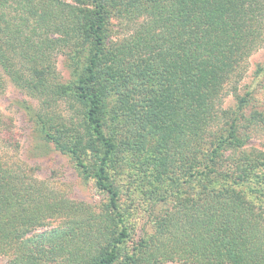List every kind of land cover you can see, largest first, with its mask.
<instances>
[{"label": "trees", "instance_id": "obj_1", "mask_svg": "<svg viewBox=\"0 0 264 264\" xmlns=\"http://www.w3.org/2000/svg\"><path fill=\"white\" fill-rule=\"evenodd\" d=\"M7 1L0 0L2 68L46 104L62 99L81 104L72 105L75 115L63 124L57 119L43 124L46 137L85 169L84 158L95 153L94 178L113 210L120 190L109 167L117 148L131 156L135 168L145 166L149 181L173 187L176 211L157 218L151 237L143 238L130 263L181 258L264 264V208L249 198L252 192L264 196V151L247 149L248 140L240 135L243 119L264 131V106L241 118L247 101L235 87L237 108L221 106L243 58L264 41V0H89L93 10L63 0H11L17 2V15L7 11ZM109 9L132 28L107 46ZM52 27L60 37L47 36ZM71 39L90 47L73 88L58 79L51 59L58 44L67 46ZM25 61L28 74L17 68ZM105 115L119 126L120 137L107 135ZM227 147L244 149L223 170L219 166ZM26 179L23 170L0 158V256L5 264L116 261V248L103 245L101 218L77 248H68L60 241L66 234L55 230L44 231L48 246L46 239L30 243L29 232L74 207L56 193L33 195Z\"/></svg>", "mask_w": 264, "mask_h": 264}, {"label": "rangeland", "instance_id": "obj_2", "mask_svg": "<svg viewBox=\"0 0 264 264\" xmlns=\"http://www.w3.org/2000/svg\"><path fill=\"white\" fill-rule=\"evenodd\" d=\"M63 1L88 10L94 8L89 0H81L79 3L74 0ZM6 6L7 11L18 14L16 1L9 0ZM108 17L110 22L105 34L107 46L110 42L125 37L132 28V26L131 28L124 26L122 18L114 9H109ZM56 18L61 20V15ZM54 28L56 27H52L47 32V36L56 39L60 34ZM58 45L60 46L51 57L54 70L61 82L73 88L78 84L81 76L78 74L79 71L87 65L90 47L82 42L79 43V40L72 42V39L67 46L63 43ZM25 64L19 62L17 68L27 71L28 74L30 66L26 61ZM241 67L227 85L221 106L223 109L237 108L238 97L232 91L233 87L237 88V94L247 101L240 116L242 118L254 112L256 108L264 106V41L243 58ZM72 105L81 107V104L71 99L46 104L40 94L15 83L0 64V158L15 169L25 172L27 178L25 186L34 191L33 195H37L36 191H39L38 193L45 191L47 195L56 193L74 207L73 210L67 209L51 215L45 225L40 229H33L26 237H29L30 243H38V240L46 239L45 247L48 246L45 230L63 231L66 237L61 239V235L60 241L68 248H77L91 237L90 227L101 218L104 221V232L101 235L103 245L109 249L115 247L117 250V259L113 264H134L130 263V258L137 257L138 245L143 238L151 237L157 218L176 211L177 196L172 194L173 187L168 183H164L163 186L149 181L143 173L145 166L135 168L132 166L131 156L117 148V153L112 156L109 167L110 179L120 190L117 207L113 210L107 192L97 186L94 178L95 153H90L84 158L88 166L85 169L78 159L63 152L46 137L42 128L43 124H50L56 119L58 123L63 124V120L69 119L71 114L75 115ZM74 119L78 118L75 116ZM104 121H106L107 135L113 138L120 137L119 126L110 118L107 119L106 115ZM225 123L227 122H222V125ZM241 123L244 128L240 135L246 138L249 144V148H246L264 151V131L255 124L245 123L244 119ZM56 135L60 136V133ZM60 137L64 140V134ZM243 149L227 147L224 157L226 160L223 158L222 166L219 167L223 170L230 168L231 158L237 157V153ZM147 181L149 182L146 183ZM249 198L261 209L264 208L263 195L252 192ZM119 240L121 242H118ZM90 242L94 241L90 240ZM55 257L58 260L61 258L59 253ZM5 260V257L0 256V264H5ZM206 261V259L186 261L175 258L155 264H205Z\"/></svg>", "mask_w": 264, "mask_h": 264}]
</instances>
